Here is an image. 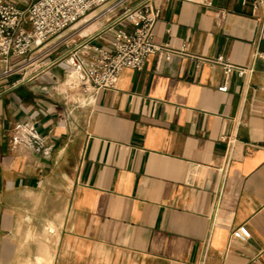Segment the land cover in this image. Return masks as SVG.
I'll use <instances>...</instances> for the list:
<instances>
[{
	"label": "crops",
	"instance_id": "crops-1",
	"mask_svg": "<svg viewBox=\"0 0 264 264\" xmlns=\"http://www.w3.org/2000/svg\"><path fill=\"white\" fill-rule=\"evenodd\" d=\"M154 5L155 43L192 56L152 54L86 109L78 65L113 31L84 19L0 84V264H264V0Z\"/></svg>",
	"mask_w": 264,
	"mask_h": 264
},
{
	"label": "built area",
	"instance_id": "built-area-1",
	"mask_svg": "<svg viewBox=\"0 0 264 264\" xmlns=\"http://www.w3.org/2000/svg\"><path fill=\"white\" fill-rule=\"evenodd\" d=\"M244 1L251 3L254 10L263 3V0ZM104 5H108L106 12L113 17L106 26L113 31L112 50L96 47V55L89 63L78 62L85 90L92 95L115 89L124 68L140 70L152 54L163 52L167 59L174 53L192 56L185 47L174 51L155 43L154 27L161 16V9L154 5V0H38L25 10L8 0H0V84L18 74L24 78L26 70L31 67V74L43 70L45 65L35 64L50 53L51 41L58 40L57 45L65 40V32ZM121 10L122 13L117 15ZM196 58L222 66L226 76L234 70L239 76L254 72L253 66H236L224 57ZM20 81L17 79L13 85ZM225 89L220 87L221 91ZM224 141L231 144L232 139L224 137Z\"/></svg>",
	"mask_w": 264,
	"mask_h": 264
},
{
	"label": "rangeland",
	"instance_id": "rangeland-1",
	"mask_svg": "<svg viewBox=\"0 0 264 264\" xmlns=\"http://www.w3.org/2000/svg\"><path fill=\"white\" fill-rule=\"evenodd\" d=\"M108 8H109L108 5H104V6H101V7L97 8V9H95L94 11H92L87 17H85V21L91 18L90 21H87V23H85V24H87L88 27L92 26V28L94 30H96V31L97 30H106V26L109 24L108 22H111V20L113 19V17L110 16V14L108 12H106ZM122 11L123 10L117 12V15L121 14ZM92 28H91V30H92ZM54 54H56V53H54ZM56 56H58V55H56ZM56 56H54V58ZM38 64H41V63H36L35 65L37 66ZM31 69H32V67L29 68L28 70H26V72H28V71L30 72ZM20 76L22 77V74L15 75L14 77H20ZM84 82L85 81L83 80V82H82L83 84H81L80 87H81L83 93H85L83 105L87 109L92 103V98H91V93L89 94V92H87L85 90L86 85H85Z\"/></svg>",
	"mask_w": 264,
	"mask_h": 264
}]
</instances>
